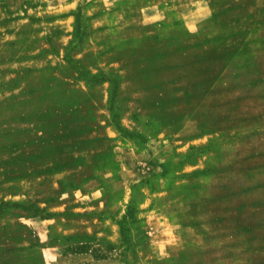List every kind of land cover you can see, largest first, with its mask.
<instances>
[{"label": "rangeland", "instance_id": "1", "mask_svg": "<svg viewBox=\"0 0 264 264\" xmlns=\"http://www.w3.org/2000/svg\"><path fill=\"white\" fill-rule=\"evenodd\" d=\"M251 99L264 0H0V264H264Z\"/></svg>", "mask_w": 264, "mask_h": 264}, {"label": "crops", "instance_id": "2", "mask_svg": "<svg viewBox=\"0 0 264 264\" xmlns=\"http://www.w3.org/2000/svg\"><path fill=\"white\" fill-rule=\"evenodd\" d=\"M138 38V37H137ZM259 99H251L252 106H255L253 111H251V119L254 117L255 120H251V135L257 137L260 143H264V108L259 107ZM264 101V100H259ZM264 106V103H261ZM253 146V141L251 139V147ZM252 151V149H251ZM258 158V161L251 165V179L252 178H263V180H254L252 184L254 185H264V150L252 151L251 152V162L253 159Z\"/></svg>", "mask_w": 264, "mask_h": 264}]
</instances>
